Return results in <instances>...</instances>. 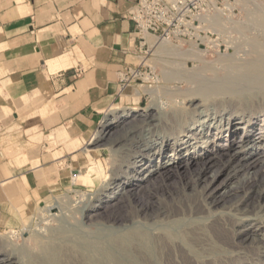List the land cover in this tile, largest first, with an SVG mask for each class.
<instances>
[{"label": "bare ground", "instance_id": "6f19581e", "mask_svg": "<svg viewBox=\"0 0 264 264\" xmlns=\"http://www.w3.org/2000/svg\"><path fill=\"white\" fill-rule=\"evenodd\" d=\"M152 44L162 46L164 41ZM260 61L243 65L249 79L247 86H235L233 90L216 87V90L205 91L207 96L200 90L204 98L191 99L185 108L169 117L159 114L158 119L164 120L169 137L162 138L157 149L145 155L143 163L135 160L121 177L108 180L104 185L108 191L105 200L80 210L82 213L86 210L90 216L97 206L124 195L129 203L127 219L131 223L123 226L122 233L112 231L93 242L83 239L67 243L45 241L34 244L33 248L6 242L0 244V264H264V62ZM220 93H229V96L219 97ZM215 105L233 109L240 121L235 124L241 126L234 127L230 112L223 117L216 115ZM134 111L135 108H131L111 114V118L105 120V129ZM258 119L262 127L256 134L257 139L248 142L250 133L240 142L232 139L236 129L249 131ZM147 121L142 120L141 126ZM132 129L125 128L124 141L129 140ZM223 131L228 136H224L228 144H220ZM168 140L172 141L171 152L164 155L163 148ZM226 145L228 148H223ZM182 148L188 155L186 161L180 156ZM198 160L201 163L194 169L195 178L185 185H191L190 192L182 187L175 193H166L167 196L162 194L157 206L148 205L149 212L147 207L131 206L130 200L136 194L131 187L140 186L153 175L163 181L172 169L190 167ZM215 164L217 169L210 170ZM221 176L216 186L226 180L234 179L236 183L223 192L226 200L222 210L213 211L217 200L213 193L217 187L212 184ZM202 181L204 185L199 188ZM140 212L146 216L143 217L145 221H134V215L139 216ZM37 235L40 234L37 232Z\"/></svg>", "mask_w": 264, "mask_h": 264}, {"label": "crops", "instance_id": "0c3cea01", "mask_svg": "<svg viewBox=\"0 0 264 264\" xmlns=\"http://www.w3.org/2000/svg\"><path fill=\"white\" fill-rule=\"evenodd\" d=\"M135 2L0 0V230L79 179L102 113L137 101L121 83L140 65Z\"/></svg>", "mask_w": 264, "mask_h": 264}, {"label": "rangeland", "instance_id": "374dc122", "mask_svg": "<svg viewBox=\"0 0 264 264\" xmlns=\"http://www.w3.org/2000/svg\"><path fill=\"white\" fill-rule=\"evenodd\" d=\"M201 2L198 15L178 26L180 34L164 39L145 32L140 33L138 52L142 75L128 84L135 88L137 101L130 102L122 96L102 113L94 137L83 146L84 159L77 168V173L80 174L75 175L79 179L57 192L44 196L16 227L0 230V244L7 242L14 246L33 248L34 244L45 241L67 243L69 240L83 239L93 242L99 236L112 234V231L115 234L122 233L125 225L131 223L127 219L129 203L124 195L123 198L117 197L113 202L97 206L90 212V216L86 210L85 213L80 210L105 200L108 191L104 185L108 180L115 176L121 177L128 169L127 166H131L135 160L143 163L145 155L153 153L162 138L169 137L164 120L158 119L159 114L169 117L180 108H185L191 99L200 100L201 97L207 96L208 93H205L208 90V92L216 90V87L233 90L235 86H247L249 79L245 76L243 65L261 62V59L264 62V0ZM161 39L164 41L162 46L152 44ZM245 78L247 81H243ZM221 94L219 97L229 96V93ZM131 108H135L133 113L105 129V120L111 118V114L127 112ZM215 108V114L218 116L221 114L223 117L230 112L234 127L241 126L235 124L239 119L233 109L220 105ZM142 120H148L143 127L140 124ZM261 124V120L258 119L249 131L247 128L236 129L232 139L240 142L248 133H250L247 136L250 139L246 137L248 142L257 139L256 134L262 127ZM127 127L133 128V133L129 135V140L124 141L122 136ZM102 131L105 133L101 134ZM213 131L214 129L212 133ZM222 134L220 144L226 143L225 139L228 138L224 131ZM171 142V140L166 142L163 148L164 155L171 152ZM223 148H228V145ZM180 156L187 160L185 149L180 150ZM199 163L200 160L187 168L172 169L163 181L153 175L151 180L140 186L131 187L134 188L132 192L136 193L130 200L131 206H140L141 209L147 207L146 211L149 212V206H157L162 194L175 193L182 187H186V192H190L191 185H185L195 178L194 169ZM209 169L215 170L217 165H211ZM222 178L223 176L212 184V187L218 185ZM235 183L234 179L226 180L220 186H216L213 194L217 200L212 206L213 211L222 210L223 202L226 200L223 192L229 190ZM202 185L203 181L198 187L201 188ZM51 213L57 216L53 218ZM143 217L146 216L140 212L139 216L134 215L133 220L145 221ZM37 232L40 235H37Z\"/></svg>", "mask_w": 264, "mask_h": 264}, {"label": "built area", "instance_id": "2783aa9c", "mask_svg": "<svg viewBox=\"0 0 264 264\" xmlns=\"http://www.w3.org/2000/svg\"><path fill=\"white\" fill-rule=\"evenodd\" d=\"M202 0H136L128 11L138 34L145 32L168 38L176 34L180 24L197 16ZM141 66L127 68L121 75L122 87L141 77Z\"/></svg>", "mask_w": 264, "mask_h": 264}]
</instances>
